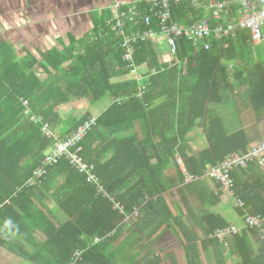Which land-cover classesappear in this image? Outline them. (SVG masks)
Segmentation results:
<instances>
[{
    "label": "trees",
    "instance_id": "1",
    "mask_svg": "<svg viewBox=\"0 0 264 264\" xmlns=\"http://www.w3.org/2000/svg\"><path fill=\"white\" fill-rule=\"evenodd\" d=\"M129 9L124 6L120 11ZM181 10H175L176 18L183 19ZM111 14L109 9L96 22L93 38L74 41L66 51L54 47L40 57L26 50L21 56L10 42L0 44V236L1 228L7 233V225L28 227L30 218L47 219V201L53 199L58 212L70 218L60 230L71 231L74 237L65 264H71L75 250H85L83 261L130 227L141 237H158L170 229L187 250L200 242L209 264H264L261 232L244 222V210L264 212V168L252 162L249 170L233 169L235 196L245 204L244 209L236 208L244 224L224 240L212 234L238 225L218 212L226 195L222 182L206 177L209 166L233 152H246L255 143L246 129L231 133L215 108L226 103L236 79L252 85L255 103L263 108V52L255 49L251 32L242 29L236 36L213 41L210 50L197 49L182 38L181 65L162 61L155 43L139 41L136 62L146 66L140 82L125 60L121 38L108 22ZM141 84L145 88L140 94ZM23 99L55 130L62 121L61 105L109 99L97 125L81 143L82 155L95 165L103 188L123 206V212L113 208L109 197L98 194L66 158L32 181L57 143L73 136L93 113H72L62 121L59 138L50 139L41 124L25 114ZM198 136L207 141L200 151L192 147ZM190 176L200 178L189 180ZM173 191L181 203L177 214L165 199ZM135 209L142 215L134 225V219H126ZM94 238L99 242L93 244ZM200 247L196 259L187 255L188 264H208Z\"/></svg>",
    "mask_w": 264,
    "mask_h": 264
},
{
    "label": "crops",
    "instance_id": "2",
    "mask_svg": "<svg viewBox=\"0 0 264 264\" xmlns=\"http://www.w3.org/2000/svg\"><path fill=\"white\" fill-rule=\"evenodd\" d=\"M63 1L66 2V0ZM114 1L88 0V3L79 2L77 6H72L66 2L65 5H50L51 7H46L43 2L39 1L41 3L39 6L26 7V11L24 8L20 10L19 20L15 22L16 24L11 25L8 20L5 26V18L0 17V44L4 41L10 42L21 56L25 55L26 50L40 57L42 52L54 47L66 51L67 48L74 45V41L78 42L85 38L94 37L96 22L109 9L112 10L111 7ZM161 44H158L161 60L168 61L170 54L168 50L166 52L162 51ZM254 44L257 50H260L261 44L264 45V43ZM79 45L80 43H77V47ZM260 57L264 61V51ZM256 60H258L257 55ZM232 64L234 65V62ZM145 67L143 65L144 70ZM39 70L42 77L47 78L48 75L45 70L41 67ZM82 103L88 106L84 105L86 108L81 114L90 110L93 115H96L95 113L100 115L109 106L110 102L106 106L104 104L100 107H98L99 104H92L87 100ZM81 107L83 108V106H80V108L77 105L75 106V103L61 105L59 109L62 121L67 120L72 113L78 114ZM97 108L103 109L96 112ZM215 108L224 116L225 120L227 116H240L239 123L231 119V122H226V124L229 123L227 126L236 127V130L238 128L237 131L242 129L239 127H244L243 129L249 131L255 143L263 141L264 105L262 108L261 103H255L252 85L237 83L236 88L230 91L226 103L216 104ZM62 121L56 126L58 133H61ZM206 145V138L199 136L192 143L193 149L198 151ZM248 167H245V169L249 170ZM177 196L178 194L175 191L166 195V203L170 207L174 206L177 204L175 203ZM47 205L49 207V212H46L45 209L47 219L40 216L30 218L31 225L28 227L18 224V226L9 229L7 225L8 234L5 233L4 228H1V234L3 235L0 236V264H65L63 259L67 255V249H69L70 243L74 241V237L70 234L71 231H61L60 229L61 226L70 221V218L58 212L53 199H49ZM218 212L232 224L242 227L243 217L239 215L233 198L223 197ZM36 222H42V224L37 225ZM126 231L130 232L121 240L120 238L123 237ZM115 235L114 232L112 236L115 237ZM117 235L112 243L101 246L77 264H161L160 256L151 247V242L145 241L146 237H141L134 227L121 231Z\"/></svg>",
    "mask_w": 264,
    "mask_h": 264
},
{
    "label": "built area",
    "instance_id": "3",
    "mask_svg": "<svg viewBox=\"0 0 264 264\" xmlns=\"http://www.w3.org/2000/svg\"><path fill=\"white\" fill-rule=\"evenodd\" d=\"M140 5V6H139ZM124 6L130 7L128 11H120ZM112 14L108 22L114 32L121 38V46L125 50V60L129 62L131 73L135 79L142 81L145 77L143 65L136 62V44L139 41L163 43L170 54L168 60L171 65H181L179 57L180 40L190 41L197 49L210 50L213 41L236 36L242 29L251 31L254 43H264V0H115L112 5ZM182 9V18H176L175 10ZM145 10V12H143ZM157 72L156 69H153ZM145 85L140 86V94ZM115 100V98H114ZM26 107L25 114L30 116L34 123L41 124L42 131L50 139H58L59 133L42 114L32 113L30 102L23 99ZM97 117L91 116L80 129L69 139L57 143L48 154L45 165L33 174L32 181L39 180L50 166L59 163L63 158L68 159L74 168L85 175L87 182L94 184L98 194L109 197L113 208L123 212L124 208L114 201L103 188L99 176L95 173V165L84 160L81 143L93 127L97 125ZM181 163V160H179ZM257 162L264 168V139L255 143L246 152H233L227 155L216 165L209 166L206 177L217 178L222 182L225 194L234 199L236 208H245L244 201L235 196L232 171L236 166L247 167L249 163ZM200 176H190L189 180L199 179ZM244 215L247 227L259 229L264 239V212ZM119 212V213H120ZM138 209L127 217L130 222ZM241 231L240 226H231L218 229L212 236L222 240L231 234ZM99 242L93 239V244ZM85 250H75L72 254L71 264H77L83 259Z\"/></svg>",
    "mask_w": 264,
    "mask_h": 264
},
{
    "label": "rangeland",
    "instance_id": "4",
    "mask_svg": "<svg viewBox=\"0 0 264 264\" xmlns=\"http://www.w3.org/2000/svg\"><path fill=\"white\" fill-rule=\"evenodd\" d=\"M39 1H41V3L43 2V5H45L46 7H51L50 5L59 6V4L65 5L66 2H68L72 6H77V4L79 2L88 3V0H66V2H64L63 0H0V12H2V13H0V17L2 19L5 18V22L3 20H2V22H4L5 26L8 22V20H9V24H11V25L16 24L15 22H17L19 20L18 19L19 11L23 8L26 11V7L39 6L41 4ZM160 41L163 42L161 44L162 51L166 52L167 46L165 45L164 38L163 37L160 38ZM260 50H261V53L264 51V45L261 44ZM235 83L237 84L240 82L238 79H236ZM109 102H110L109 99H103L100 102H98L97 104H99L98 107H100L101 105H104V104L106 106V104ZM84 105H85L84 103H81L79 105V108H80V106H83V108L81 107V109L78 112L79 115H81V112H83L84 109L88 106V105H85L86 107H84ZM233 108L236 110L235 107H233ZM102 109L103 108H97V110H95V111L98 112V111H101ZM95 114L96 115H94V116H99L97 113H95ZM239 117H240L239 115L238 116L236 115L234 117L227 116L226 122H228V121L231 122V119H233V120L238 121V123H239L240 122ZM227 124H229V123H227ZM228 128L231 132L238 130V128L236 130L235 129L236 127H230L229 125H228ZM239 128L243 129L244 127H239ZM56 131L58 132V130H56ZM224 197H227V196L224 195ZM175 203H177V204H175L174 206L173 205L171 207L169 205L168 206L170 207L171 211L174 214H177V212H178L177 209L181 208V203H180V199H178V196H177V199L175 200ZM140 217L141 216L138 214L134 217V223H133L134 225L136 224V222H138ZM243 224H244V222H243ZM129 232L130 231H126L125 234L123 235V237H121L120 239L123 240L124 236L127 235ZM156 236H157L156 234L153 236H148V237L146 236L145 241H147L149 243L151 242V247L154 248L157 255L160 256V259H161L160 261H162V262H160L161 264H174L176 262H177V264H188L187 263L188 262V256L187 255H190V257L192 259H196L197 249H199V247H200V242L198 243L199 247L198 246L196 248L191 247V249L189 248V250H187L182 245L181 240H179V238L176 236V234L173 231H171L170 229L167 230L166 232L162 233L160 236L159 235H158V237H156ZM200 255H201L202 259L209 264L210 261L206 257H204L202 250H201V247H200Z\"/></svg>",
    "mask_w": 264,
    "mask_h": 264
}]
</instances>
